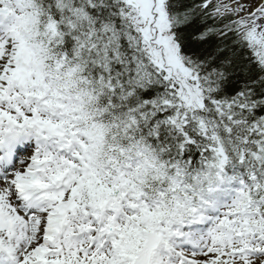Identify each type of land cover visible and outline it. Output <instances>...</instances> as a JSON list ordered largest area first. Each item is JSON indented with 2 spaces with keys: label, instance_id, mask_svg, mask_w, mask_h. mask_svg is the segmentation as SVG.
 I'll return each mask as SVG.
<instances>
[{
  "label": "snow or ice",
  "instance_id": "snow-or-ice-1",
  "mask_svg": "<svg viewBox=\"0 0 264 264\" xmlns=\"http://www.w3.org/2000/svg\"><path fill=\"white\" fill-rule=\"evenodd\" d=\"M0 264H264V0H0Z\"/></svg>",
  "mask_w": 264,
  "mask_h": 264
}]
</instances>
